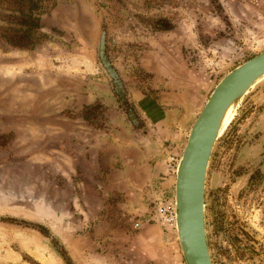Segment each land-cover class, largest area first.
I'll return each mask as SVG.
<instances>
[{"label":"rangeland","instance_id":"1","mask_svg":"<svg viewBox=\"0 0 264 264\" xmlns=\"http://www.w3.org/2000/svg\"><path fill=\"white\" fill-rule=\"evenodd\" d=\"M40 2L22 49L2 38L16 2L0 0V264H184L175 230L148 221L165 197L152 146L178 158L216 82L264 49V0ZM102 30L147 145L131 142L98 65ZM124 156L126 185L110 173ZM203 204L211 264H264V78L211 149Z\"/></svg>","mask_w":264,"mask_h":264},{"label":"water","instance_id":"2","mask_svg":"<svg viewBox=\"0 0 264 264\" xmlns=\"http://www.w3.org/2000/svg\"><path fill=\"white\" fill-rule=\"evenodd\" d=\"M49 31H64L51 20ZM105 32L98 36L96 59L119 98L123 85L105 54ZM264 78V49L226 72L213 86L193 120L178 156L173 180V211L176 241L184 264H211L203 218V189L211 149L220 137L227 112L236 109L241 98ZM259 80V81H258ZM128 119L132 116L126 114ZM135 126V120H130Z\"/></svg>","mask_w":264,"mask_h":264},{"label":"crops","instance_id":"3","mask_svg":"<svg viewBox=\"0 0 264 264\" xmlns=\"http://www.w3.org/2000/svg\"><path fill=\"white\" fill-rule=\"evenodd\" d=\"M172 91L173 90H170L168 97L171 95L170 96L171 99L179 100L178 99L179 97L178 96L176 97V95ZM163 95H166V94H163ZM166 117L167 116H163V119H162L163 122H165V120L167 121ZM138 121L140 123L141 118H138ZM129 132H130L129 138H130L132 143H135V144L145 143L146 145L149 143L148 135L144 134L141 127H140V129L139 128L134 129L133 127H131ZM164 133H165V135H168L166 130L164 131ZM176 139H177V136H176ZM175 142L177 143V140H173L172 144L174 145ZM176 148H177V146H176ZM172 149H173V151L171 152L170 156L176 158L177 157V154L175 153L176 149L174 147H172ZM152 150H153V153L151 154V159L153 161L152 162V168L148 169V174H147L149 176L148 179H149L150 185H152V183H154V187H156V189L160 188L159 192H162V190H163L165 193V197L171 198L172 197V183H173V177L172 176H173V173L168 168V159L170 157H167L165 155L166 153L165 154L162 153L163 151H166L167 149L165 148V150L162 151L161 145L154 144V146H152ZM121 165H123L125 167L123 169V172H121V171H119V169L115 168L113 170L111 169L110 173L114 174V176L116 177V178L114 177L115 179H118V178L121 179L124 182V184L126 185L125 182L127 180H129V178H128L129 173H128L127 167H129V165H130V160L128 159L127 156H124L121 158ZM135 183H137V181H135L133 184H135ZM116 190H117V188L115 187V191ZM122 191L127 193V194L130 193L127 188H122Z\"/></svg>","mask_w":264,"mask_h":264},{"label":"trees","instance_id":"4","mask_svg":"<svg viewBox=\"0 0 264 264\" xmlns=\"http://www.w3.org/2000/svg\"><path fill=\"white\" fill-rule=\"evenodd\" d=\"M15 2L17 14L10 17L9 23L18 28L4 32L2 38L10 46L22 49L31 48L36 43L33 41L32 33L40 28L39 17L35 15V12L41 6V2L40 0H15ZM82 118L83 120L88 118L85 111L82 113ZM64 260L66 264H70L68 259L64 258Z\"/></svg>","mask_w":264,"mask_h":264},{"label":"built area","instance_id":"5","mask_svg":"<svg viewBox=\"0 0 264 264\" xmlns=\"http://www.w3.org/2000/svg\"><path fill=\"white\" fill-rule=\"evenodd\" d=\"M178 158L170 157L168 159V168L174 173ZM157 198L154 202V216L148 221H154L159 226L168 229H174V211L173 202L171 198ZM139 226L138 222H134L133 227L137 228Z\"/></svg>","mask_w":264,"mask_h":264},{"label":"flooded vegetation","instance_id":"6","mask_svg":"<svg viewBox=\"0 0 264 264\" xmlns=\"http://www.w3.org/2000/svg\"><path fill=\"white\" fill-rule=\"evenodd\" d=\"M125 93H124V89H123V92H122V94H121V96L119 97V98H117L116 96V98H117V100H118V105H119V107L122 109V114L126 117V114L127 115H131L132 116V118L131 119H128L127 117H126V120H127V122H128V124H129V126L130 127H133L134 129H137V128H139V121H138V117L132 112V110H131V107H130V105H129V103L127 102V99L125 98V95H124ZM123 95V96H122ZM127 107H130L129 109L127 108ZM135 120V126H132L133 124H130V120Z\"/></svg>","mask_w":264,"mask_h":264},{"label":"bare ground","instance_id":"7","mask_svg":"<svg viewBox=\"0 0 264 264\" xmlns=\"http://www.w3.org/2000/svg\"><path fill=\"white\" fill-rule=\"evenodd\" d=\"M261 80V79H260ZM259 81V80H258ZM234 110H235V108L234 109H230L228 112H227V114H226V117H225V120H224V123H223V129H222V131H221V133H220V136H221V134L224 132V130L227 128V126L229 125V123L231 122V119H232V117H233V114H234Z\"/></svg>","mask_w":264,"mask_h":264}]
</instances>
